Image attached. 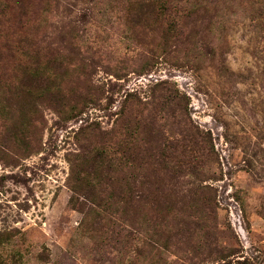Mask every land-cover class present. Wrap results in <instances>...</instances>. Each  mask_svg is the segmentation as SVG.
I'll use <instances>...</instances> for the list:
<instances>
[{
    "label": "rangeland",
    "instance_id": "374dc122",
    "mask_svg": "<svg viewBox=\"0 0 264 264\" xmlns=\"http://www.w3.org/2000/svg\"><path fill=\"white\" fill-rule=\"evenodd\" d=\"M0 264H264V0H0Z\"/></svg>",
    "mask_w": 264,
    "mask_h": 264
}]
</instances>
